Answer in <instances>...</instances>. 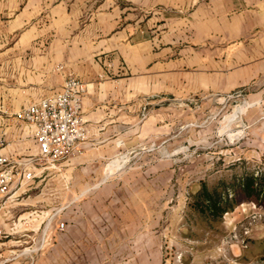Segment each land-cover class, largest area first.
I'll return each instance as SVG.
<instances>
[{
  "label": "crops",
  "instance_id": "0c3cea01",
  "mask_svg": "<svg viewBox=\"0 0 264 264\" xmlns=\"http://www.w3.org/2000/svg\"><path fill=\"white\" fill-rule=\"evenodd\" d=\"M68 73L88 84L90 136L82 154L52 171L73 206L66 231L52 223L51 250L36 264H118L129 256L153 264L172 213V175H158L150 155L152 145L172 141L166 100L208 103L242 89L264 101V0H0L5 152L18 158L37 145L4 111L59 91ZM246 117L255 123L253 111ZM126 150L148 153L115 171L117 159L107 172Z\"/></svg>",
  "mask_w": 264,
  "mask_h": 264
},
{
  "label": "rangeland",
  "instance_id": "374dc122",
  "mask_svg": "<svg viewBox=\"0 0 264 264\" xmlns=\"http://www.w3.org/2000/svg\"><path fill=\"white\" fill-rule=\"evenodd\" d=\"M107 67L112 69L113 62ZM220 99L216 95L208 103L198 96L166 100L175 114L172 141L167 148L152 145L150 155L154 159L151 167L154 165L158 175L165 170L172 175L171 193L167 195V209L171 206L172 213L167 215L166 234L161 236L160 259L153 264H264V206L240 192L236 194L241 177H264V101L249 100L242 89ZM244 102L252 105L242 112L236 110ZM249 111L255 116L254 124L246 117ZM1 121L0 137L6 131ZM145 153L121 151L108 164L121 159L122 166L115 169L118 171ZM52 171L11 197H0V223L11 232L0 243L3 264H36L38 256L52 247L49 228L44 247L38 248L51 215L57 212L53 224L67 222L73 205L64 193L65 184L62 182L60 189ZM204 182L211 191L227 193L232 201L233 207L220 218L206 216L196 206V195ZM118 264L138 262L129 256Z\"/></svg>",
  "mask_w": 264,
  "mask_h": 264
},
{
  "label": "built area",
  "instance_id": "2783aa9c",
  "mask_svg": "<svg viewBox=\"0 0 264 264\" xmlns=\"http://www.w3.org/2000/svg\"><path fill=\"white\" fill-rule=\"evenodd\" d=\"M59 68H63L62 65ZM88 84L73 73L66 75L62 88L38 101L22 108L4 113L15 123L24 126L33 133L37 152L14 158L5 152L10 145L7 132L0 137V197H11L21 188L31 185L48 170H59L62 162L82 154L90 136V129L83 114V99ZM121 158V157H120ZM113 159L108 164L117 160ZM122 166V165H121ZM117 166V169L121 167ZM56 213L52 214L44 228L39 249L45 245V235L52 226ZM57 228L66 231V221H57ZM7 232L0 223V243ZM0 264L3 261L0 260Z\"/></svg>",
  "mask_w": 264,
  "mask_h": 264
},
{
  "label": "trees",
  "instance_id": "16d2710c",
  "mask_svg": "<svg viewBox=\"0 0 264 264\" xmlns=\"http://www.w3.org/2000/svg\"><path fill=\"white\" fill-rule=\"evenodd\" d=\"M237 192L242 193L246 198L255 200L264 206V177L248 174L241 177L237 183ZM236 189V188H235ZM196 206L206 216L220 218L229 208H232V201L227 193L211 191L207 184L202 183L201 190L197 193Z\"/></svg>",
  "mask_w": 264,
  "mask_h": 264
},
{
  "label": "bare ground",
  "instance_id": "6f19581e",
  "mask_svg": "<svg viewBox=\"0 0 264 264\" xmlns=\"http://www.w3.org/2000/svg\"><path fill=\"white\" fill-rule=\"evenodd\" d=\"M247 105H248V102H244V103H242V104L236 106L235 108H236V110H238V111L241 110V112H242V111L247 107ZM234 110H235V109H234ZM232 113H233V112H232ZM230 118H232V114L230 115Z\"/></svg>",
  "mask_w": 264,
  "mask_h": 264
}]
</instances>
